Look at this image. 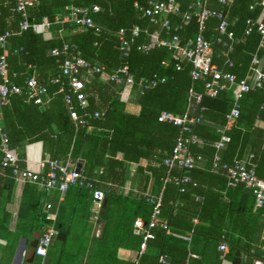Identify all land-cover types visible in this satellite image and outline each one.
I'll return each instance as SVG.
<instances>
[{
    "label": "trees",
    "instance_id": "1",
    "mask_svg": "<svg viewBox=\"0 0 264 264\" xmlns=\"http://www.w3.org/2000/svg\"><path fill=\"white\" fill-rule=\"evenodd\" d=\"M147 2L39 0L26 8V18L30 24L46 19L50 27L32 32L31 29L20 30L24 18L15 10L16 1L0 0V36L9 34L6 58L9 82L24 87L25 81L34 76L47 89L50 98L49 103L40 106L29 100L26 90L11 95L9 104L0 108V135L8 137L10 150L19 158L22 167L26 146L36 142L42 143L44 161H56L64 166L67 162L84 160L83 177L92 188L86 184L72 185L66 192H76V189L90 193L93 189L103 191L109 200L104 221L108 225L118 223L121 238L129 243L125 246L138 250L142 239L133 233L134 222L138 218L145 222L150 220L154 204L147 200L149 181L153 179L154 184L148 195L155 196L167 175L163 161L171 155L179 133L177 127L158 122L159 114H187L189 118L218 126L222 129L198 122L185 135L196 139L188 145L196 166L188 171L178 168L170 171L173 179L165 185L162 193L160 222L151 230L153 239L147 243V251L139 258V263L162 264V258L166 256L170 264H221V244L227 246L225 258L231 264L264 261V203L254 212L252 191L242 184L227 187V177L221 168L222 165L233 167L236 162L249 157L256 176L264 180V128L258 126L259 123L264 124V86L253 88L242 96L239 117L234 127L226 131L227 115L234 103L232 93L223 90L217 96L209 97L204 93L208 79L193 81L189 63H181L179 71L173 64L169 67L162 65L170 53L153 46L149 35L156 27L134 7L137 4L146 8ZM181 4L180 11L185 12V0ZM251 4L252 0H235L233 5L224 9L229 22L228 31L234 33L238 42L228 50L229 42L222 37L225 46L217 45L214 56V63L221 73L232 74L239 80L248 73L255 54L261 59L260 69L264 73V49H258L259 35L256 31L264 18V8L251 11ZM95 5L101 10L91 17L99 31L84 30L71 21H61L71 6L91 8ZM207 7L221 10L212 0ZM248 21L254 26L246 35ZM217 24L215 18L208 20L206 38L213 34ZM135 27L146 33L132 39L131 30ZM120 31H123V41H133L127 54L122 48ZM178 34L182 42L194 40L197 35L195 20L182 25ZM141 44H152V48L147 53L139 52L136 47ZM2 53L0 48V58ZM74 55L91 66L102 67L107 73L127 66L134 80L130 100L140 107V112H128L126 103L119 97L121 88L113 82L101 81L97 74L87 72V69L80 75L86 95V106L81 107L67 78L61 74L64 61ZM56 79L58 83H53ZM141 80H156L158 83L154 87H145ZM66 95L70 96L71 106L80 119L85 121L83 125H77L71 119ZM196 95L201 96L198 103ZM95 113L100 117L94 118ZM222 135L228 136L230 141L223 149L217 150L214 144ZM119 154L122 160L117 159ZM216 156L219 157V166L214 167ZM141 160H146L148 165L137 169L138 194L134 197L118 194L116 189L126 182L128 164H138ZM186 176L190 182L183 183L181 180ZM31 185L37 186L30 184L28 187L32 188ZM13 186L11 170L0 167V201L3 206L10 201ZM193 197H201L202 201ZM244 197H247L245 202ZM57 201L56 197L49 204L51 212L58 205L60 207L61 203ZM24 203L28 204V200L24 199ZM32 205L36 212L39 209L37 202ZM115 207L120 209L119 215L112 212L111 208ZM7 222V215H4L0 220V232ZM15 232L18 237L17 229ZM190 232L191 240L187 243L182 237ZM66 235L65 229L58 228L56 236L59 243L66 242ZM121 246L117 243L111 245L107 263L110 260L113 264H127L115 260ZM64 253L68 254L67 247ZM101 263H105L104 259Z\"/></svg>",
    "mask_w": 264,
    "mask_h": 264
},
{
    "label": "built area",
    "instance_id": "2",
    "mask_svg": "<svg viewBox=\"0 0 264 264\" xmlns=\"http://www.w3.org/2000/svg\"><path fill=\"white\" fill-rule=\"evenodd\" d=\"M15 10L22 14L24 18L20 24V30L25 31L31 29L32 32L38 30H47L50 23L46 19H42L40 23L30 24L26 18L25 11L27 7L33 6L39 0H15ZM183 0H148L147 7H140L134 4L136 10L140 11L144 17H147L151 24L155 25V30L149 37L153 46L157 48L166 49L169 51V57L162 63L164 67H169L171 64L179 71L181 70V63H189L192 67L190 76L193 81H205L204 93L209 97H215L223 90H229L233 95L234 103L227 115V125H233L237 121L240 113L239 101L242 96L248 93L253 88H262L264 86V73L260 69L261 59L255 54L251 60L248 73L243 79H237L232 74L221 73L214 63V56L216 46L223 44L222 37H225L229 42L227 48L232 49V46L238 41L235 39L234 33L228 31L229 22L224 13L225 8H229L235 0H212L217 3L221 10H214L207 7V3L211 0H185V12L180 11L181 3ZM264 8V0H252L249 9L254 11L256 8ZM100 7L95 5L91 8L69 7L67 14L61 18L62 22H73L80 28L87 30L93 29L99 31L95 25L92 15L100 11ZM210 18L218 20L217 26L214 28L213 34L205 37L207 31V22ZM191 20H195L197 24V35L194 40L182 42L178 32L181 30L182 25L188 24ZM249 28L246 30V35L251 31L254 24L251 21L247 22ZM182 24V25H181ZM256 31L259 35L258 49H264V18L257 25ZM142 32L140 28L135 27L131 30V38H137ZM120 40L123 41V31L119 32ZM9 34L6 33L0 36V48L3 53L0 58V108L9 104V98L14 94H21L26 90L29 100H32L36 105H44L48 102L47 89L40 85L34 76L25 81L24 87L12 85L8 80L6 58L8 56V42ZM123 41V49L125 54L130 52L131 43ZM152 44H141L136 47V50L142 53H147L152 48ZM53 54H56L54 51ZM87 69V72L95 73L99 79L104 82H113L121 89L119 91L120 98L126 100L133 88L134 80L129 73L128 67L123 66L113 73H107L102 67L91 66L88 62L81 59L78 55H74L70 59L64 61L61 67V74L67 78L71 91L76 94V101L79 102L81 107L86 106V95L84 94V83L80 79L81 71ZM53 83H58V80H53ZM145 87H154L157 81H140ZM191 94V92H190ZM196 102L198 103L201 96L196 95ZM66 104L70 110V117L76 121L77 125H83L84 120L80 119L75 109L71 106L72 100L69 95L65 97ZM94 118H99L100 115L95 113ZM200 119L189 118L187 114L174 115L168 112H161L158 116V122L171 124L179 129L178 137L172 148L171 155L163 161V165L167 169V175L162 179V185L157 195L151 196L147 194V200L154 204L153 213L148 222L138 218L133 225V233L140 236L142 241L137 251V258L132 264H140L139 258L147 251V243L153 239L151 230L159 224V209L161 206L162 193L165 185L172 181L169 175L172 169L178 168L183 170H191L196 166V160L189 153L188 145L196 142L194 136L186 137L190 133L191 126L198 123ZM264 128V126H263ZM230 141L226 135H222L220 139L214 144L217 150L223 149ZM0 152L1 161L0 167L10 169L14 177V181L24 184H36L45 190L57 189L59 192L64 193L69 186L86 184L83 175L75 172V165H60L56 161L45 160L40 164V172H33L25 167L20 166L19 158L14 155L9 147V140L5 134L0 135ZM214 167L219 166V157L216 156L213 162ZM227 177V187L233 188L242 184L245 188L252 191L255 198L254 209H258L264 203V180L256 176L253 170L249 157L236 162L233 167L222 165ZM175 180V179H174ZM183 183L190 182L189 177H183ZM93 202L96 204H104L106 194L99 190L93 189L91 192ZM47 211L51 210V206H46ZM48 225L44 233L37 240V245L34 248V255L44 259L47 256L48 249L51 245L52 239L57 235L55 227L54 214L49 213L46 216ZM194 223H197L194 219ZM162 227H165L161 224ZM167 234H170L167 232ZM192 232L186 234L182 238L189 243L191 240ZM219 251L225 253L227 246L221 244ZM195 257V256H192ZM163 264V262H162ZM253 264H264L262 260H255Z\"/></svg>",
    "mask_w": 264,
    "mask_h": 264
},
{
    "label": "crops",
    "instance_id": "3",
    "mask_svg": "<svg viewBox=\"0 0 264 264\" xmlns=\"http://www.w3.org/2000/svg\"><path fill=\"white\" fill-rule=\"evenodd\" d=\"M130 98L131 93L126 100L121 98L120 100L126 103L128 112L138 114L140 107L133 103ZM49 101L50 98H48L47 103ZM234 125H226L225 130L230 131ZM258 126L263 128L264 124L259 123ZM117 159L122 160V155H117ZM43 161L41 142L26 146L23 167L33 172H40V164ZM76 163L67 162L66 164L75 165ZM147 165L146 160H141L138 164H128L126 182L124 186L116 189L117 193L126 197L136 196L138 194L137 169L139 167L145 168ZM152 166H157V164H152ZM200 166L203 168L204 164ZM153 184V179H151L147 194L152 192ZM28 186H30L29 183L14 181L10 201L5 206L0 201V220L3 219L4 215H7L8 218L5 229L0 232V264H102L101 260L103 259L104 264H113L110 260L107 263L106 259L108 258L107 252L112 251L111 245L115 243L122 244L115 254L116 261L131 264L136 260L138 250L125 246L129 243L126 239L121 238L119 224L108 225L104 221L108 198L104 204L99 205L93 202L92 194L89 191L80 192L79 189H76V192L65 191L66 193H61L57 189L45 190L38 185H31L32 188ZM56 197L58 198L57 202L61 203L60 207L58 205L54 212L47 211L46 206L53 203ZM195 198L202 201L201 197ZM246 198H243V202L246 201ZM24 199L28 200V204L24 203ZM33 202L38 204L39 209L36 212L32 209ZM111 209L115 215H119L120 209L118 207ZM255 211L257 209H254ZM49 213L54 214L56 230L58 231V228L65 229L67 240L61 244L55 236L47 256L42 259L34 255V247L48 225V222L45 223L44 217ZM16 229L18 237L15 235ZM65 247H67L68 254L64 253ZM227 253L228 249L222 253L221 264H231L225 258Z\"/></svg>",
    "mask_w": 264,
    "mask_h": 264
},
{
    "label": "water",
    "instance_id": "4",
    "mask_svg": "<svg viewBox=\"0 0 264 264\" xmlns=\"http://www.w3.org/2000/svg\"><path fill=\"white\" fill-rule=\"evenodd\" d=\"M199 122L201 124H205V125H208V126H211V127L222 129V128L218 127V126H215V125L210 124V123L205 122V121H199ZM83 170H84V161L83 160H78L77 163L75 164V172H77L79 175H83ZM193 199H196V198L193 197ZM36 245H37V242L35 244V247H36ZM162 262H163V264H170V259L168 257L164 256L162 258Z\"/></svg>",
    "mask_w": 264,
    "mask_h": 264
}]
</instances>
